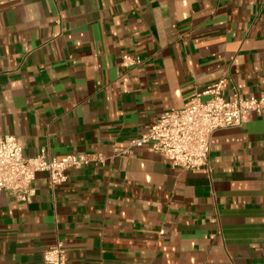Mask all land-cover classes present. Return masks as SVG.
Listing matches in <instances>:
<instances>
[{"label": "crops", "instance_id": "0c3cea01", "mask_svg": "<svg viewBox=\"0 0 264 264\" xmlns=\"http://www.w3.org/2000/svg\"><path fill=\"white\" fill-rule=\"evenodd\" d=\"M222 76L264 95V0H0V134L105 158L0 191V264H264L263 116L212 133L210 171L128 147Z\"/></svg>", "mask_w": 264, "mask_h": 264}, {"label": "built area", "instance_id": "2783aa9c", "mask_svg": "<svg viewBox=\"0 0 264 264\" xmlns=\"http://www.w3.org/2000/svg\"><path fill=\"white\" fill-rule=\"evenodd\" d=\"M140 59L123 55L121 64L139 63ZM225 77L200 93L194 94L181 108L163 111L146 131L130 139L128 147H149L173 166L182 169L204 167L210 171V137L219 128L238 126L246 122L251 113L264 117V95L227 99L223 86ZM209 95L202 98V95ZM100 153H64L51 155L41 147L34 156H25L22 146L13 134H0V191L4 190L16 200L29 201L34 193L31 182L37 171L47 174L50 187L67 180V171L90 163H101ZM45 264H66V250L57 240L42 255Z\"/></svg>", "mask_w": 264, "mask_h": 264}]
</instances>
